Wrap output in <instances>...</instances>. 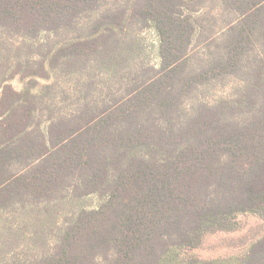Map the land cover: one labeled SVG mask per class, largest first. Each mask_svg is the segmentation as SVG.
<instances>
[{"label":"trees","instance_id":"obj_1","mask_svg":"<svg viewBox=\"0 0 264 264\" xmlns=\"http://www.w3.org/2000/svg\"><path fill=\"white\" fill-rule=\"evenodd\" d=\"M244 213L264 218V0H0V264H264V236L189 254Z\"/></svg>","mask_w":264,"mask_h":264},{"label":"rangeland","instance_id":"obj_2","mask_svg":"<svg viewBox=\"0 0 264 264\" xmlns=\"http://www.w3.org/2000/svg\"><path fill=\"white\" fill-rule=\"evenodd\" d=\"M147 45V54L149 61L157 63L158 58V36L157 33L151 29L146 28L142 35ZM228 80V86H229ZM23 81L20 78L12 80V85L21 90L23 87ZM222 88H216L209 95V98H213L217 91ZM99 200L96 197H89L85 199L84 204L88 206H96ZM238 228L232 231H216L206 234L202 244L193 249L189 254L202 258V259H214V258H226L239 256L250 248V246L258 239L264 236V218L255 214H240L237 217Z\"/></svg>","mask_w":264,"mask_h":264}]
</instances>
